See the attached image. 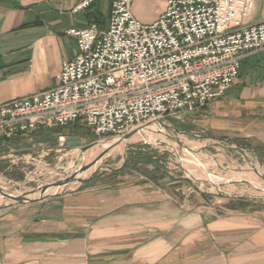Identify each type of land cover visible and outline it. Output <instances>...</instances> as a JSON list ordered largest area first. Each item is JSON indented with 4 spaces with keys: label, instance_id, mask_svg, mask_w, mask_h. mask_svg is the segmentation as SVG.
<instances>
[{
    "label": "crops",
    "instance_id": "1",
    "mask_svg": "<svg viewBox=\"0 0 264 264\" xmlns=\"http://www.w3.org/2000/svg\"><path fill=\"white\" fill-rule=\"evenodd\" d=\"M83 1L0 0V108L56 87L63 63L77 53L72 31L107 29L111 2L75 12ZM150 1L134 3L139 21V5ZM165 8L166 0L145 24ZM263 22L264 0H255L233 26ZM197 125L204 137L246 146L264 161V51L243 61L227 96L202 109ZM136 173L130 182L97 179L57 198L0 209V264H264L263 211L222 214L181 182Z\"/></svg>",
    "mask_w": 264,
    "mask_h": 264
},
{
    "label": "built area",
    "instance_id": "2",
    "mask_svg": "<svg viewBox=\"0 0 264 264\" xmlns=\"http://www.w3.org/2000/svg\"><path fill=\"white\" fill-rule=\"evenodd\" d=\"M99 0H84L75 12ZM107 29L74 30L77 53L53 89L0 108V137H28L75 125L120 139L225 98L243 61L264 51V22L234 28L255 0H166L145 24L136 0H109Z\"/></svg>",
    "mask_w": 264,
    "mask_h": 264
},
{
    "label": "rangeland",
    "instance_id": "3",
    "mask_svg": "<svg viewBox=\"0 0 264 264\" xmlns=\"http://www.w3.org/2000/svg\"><path fill=\"white\" fill-rule=\"evenodd\" d=\"M164 1L151 0L140 4L141 22L148 23V19L160 11ZM201 113L202 110L183 112L161 124H155L152 131L156 132L155 136L141 134L152 124L143 127L132 138L124 141L122 152L105 158L103 155L101 165L91 172H86V152L93 146L106 147L121 142L119 139L97 138L86 128L79 130L78 134H72L71 131H76L73 126L67 134L63 132L62 136H76L81 147H69L67 140L60 141L61 136L56 137L55 129L39 130L18 144L7 143L8 151L0 152V193L38 199L43 189H46L47 200L82 189L97 179L112 183L122 176V182H130L139 178L136 172L143 176L152 175L156 166L136 165L133 162V154L140 151L159 164L161 173L156 177L165 175L169 181L181 182L188 195H194L219 213L226 214L234 210L264 212V161L246 146L238 147L229 142L204 137L197 125V117ZM191 147L196 148L193 150ZM83 148H87L85 152ZM190 164L198 165L208 174L196 177L205 180L193 178V171L187 170ZM73 175H77L78 180L62 188L57 187ZM215 182L220 183L218 189ZM53 187L58 191L52 194L49 190ZM0 197V209L20 205L3 195Z\"/></svg>",
    "mask_w": 264,
    "mask_h": 264
},
{
    "label": "bare ground",
    "instance_id": "4",
    "mask_svg": "<svg viewBox=\"0 0 264 264\" xmlns=\"http://www.w3.org/2000/svg\"><path fill=\"white\" fill-rule=\"evenodd\" d=\"M153 126L149 127V128H145L143 131H141V134H148V135H153L155 136L154 132V127L155 124H152ZM153 131V132H152ZM139 132V131H138ZM137 132V133H138ZM159 132V131H158ZM137 133H135L134 135H136ZM133 135V136H134ZM132 136V137H133ZM152 136V137H153ZM131 137V138H132ZM151 137V136H150ZM146 139V138H145ZM172 146H174L173 144H171ZM124 146L125 143L124 142H116L113 143L109 146H93L92 148H90L86 154H85V165L87 166V171L86 172H91L94 169L98 168L101 165V162L103 160V158L116 154V153H120L124 150ZM196 147H191V149H195ZM103 155H105L103 158H101ZM187 161V159H186ZM187 170L189 171H193V175H194V179L196 180H205L204 178H196V177H203V176H208V174H206L202 169L199 168L198 165H193L190 164L187 166ZM85 172V173H86ZM214 181V180H213ZM217 189L220 185V183L215 182ZM62 188V187H61ZM259 189V188H258ZM215 190V189H214ZM48 191V190H47ZM56 191H58L55 187L51 188L49 190L50 193H55ZM264 191V189L262 190ZM14 194V193H13ZM0 196H2V194L0 193ZM20 196V195H19ZM10 200V199H9ZM2 201V198L0 197V202Z\"/></svg>",
    "mask_w": 264,
    "mask_h": 264
},
{
    "label": "water",
    "instance_id": "5",
    "mask_svg": "<svg viewBox=\"0 0 264 264\" xmlns=\"http://www.w3.org/2000/svg\"><path fill=\"white\" fill-rule=\"evenodd\" d=\"M139 131V130H138ZM138 131H134V132H131L125 136H123L122 138H120L119 140L121 142H124V141H127L129 140L135 133H137ZM63 130L60 129L58 131V134L62 135L63 134ZM67 140L68 141V146L69 147H81V143L78 141V138L76 136H73V137H69V138H65L64 136H61L60 137V141H65ZM87 148H83L82 151L85 152ZM78 180V176L77 175H73L70 179L66 180L65 182H61L58 184V188H61L65 185H68L69 183L71 182H74ZM46 189H43V194L40 198L38 199H28L26 197H15V196H12V195H9V194H6V193H2L1 194L5 197V198H8V199H11L13 200L15 203L17 204H20V205H26V204H33V203H37V202H40V201H43L45 200L48 195H46ZM58 196V194L56 195V197ZM244 199H248V198H244Z\"/></svg>",
    "mask_w": 264,
    "mask_h": 264
},
{
    "label": "trees",
    "instance_id": "6",
    "mask_svg": "<svg viewBox=\"0 0 264 264\" xmlns=\"http://www.w3.org/2000/svg\"><path fill=\"white\" fill-rule=\"evenodd\" d=\"M82 128H84V127H82V126H79V125H75V127H73V130L75 129L76 131H74V132H72L71 131V133L72 134H78L80 131L79 130H81ZM55 129V128H54ZM52 130V129H51ZM56 129H55V133H56ZM12 140L13 139H11V140H4L3 138H0V146H2V145H4V144H7V143H14V142H12ZM132 160H133V162L136 164V165H138V164H143V165H154V166H156V168H155V171L156 172H154V177H153V179H155L156 181H158L159 179L155 176L157 173H161V168H160V166H159V164L158 163H156V162H154L151 158H148L145 154H143V153H141L140 151H137V152H135L134 154H133V156H132ZM162 177H165V175H162Z\"/></svg>",
    "mask_w": 264,
    "mask_h": 264
}]
</instances>
